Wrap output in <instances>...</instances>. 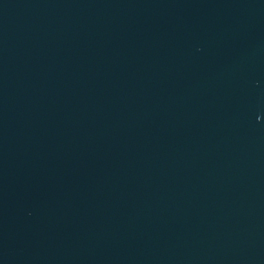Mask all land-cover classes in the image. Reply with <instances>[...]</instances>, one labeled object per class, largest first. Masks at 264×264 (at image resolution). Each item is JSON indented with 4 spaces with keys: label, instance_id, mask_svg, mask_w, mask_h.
Listing matches in <instances>:
<instances>
[{
    "label": "water",
    "instance_id": "water-1",
    "mask_svg": "<svg viewBox=\"0 0 264 264\" xmlns=\"http://www.w3.org/2000/svg\"><path fill=\"white\" fill-rule=\"evenodd\" d=\"M0 264H264V0H0Z\"/></svg>",
    "mask_w": 264,
    "mask_h": 264
}]
</instances>
